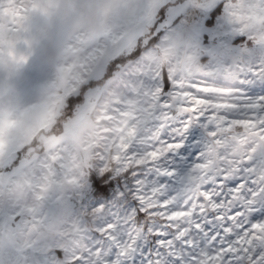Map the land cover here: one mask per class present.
<instances>
[{
    "label": "snow or ice",
    "instance_id": "snow-or-ice-1",
    "mask_svg": "<svg viewBox=\"0 0 264 264\" xmlns=\"http://www.w3.org/2000/svg\"><path fill=\"white\" fill-rule=\"evenodd\" d=\"M67 7L81 21L94 16L98 29L129 17L134 26L121 23L89 50L71 90L39 107L24 130L75 117L60 136L78 147L48 157L51 179L40 190L69 185L65 208L79 219L66 243L44 250L45 264H264V0ZM38 11L27 0L17 20ZM17 45L9 41L10 59L0 63L8 77L0 85V155L28 111L13 99L29 59L17 56ZM26 213L36 225L50 219Z\"/></svg>",
    "mask_w": 264,
    "mask_h": 264
},
{
    "label": "rangeland",
    "instance_id": "rangeland-1",
    "mask_svg": "<svg viewBox=\"0 0 264 264\" xmlns=\"http://www.w3.org/2000/svg\"><path fill=\"white\" fill-rule=\"evenodd\" d=\"M26 2L2 0L0 3V63L10 59L7 45L11 40L18 41L17 56L29 57L14 81L16 91L13 96L19 108L28 111L17 117L19 123L9 130L8 142L0 155V222L6 225L0 232V264H45L44 250L67 242V233L79 219L65 208L71 188L67 184L59 188L52 184L42 192L40 186L46 185V176L51 179L49 169L43 167L50 163L48 157L78 147L66 136H60L61 126L66 132L75 117L70 120L58 115L49 127L32 135H25L24 130L39 107L54 104L71 90L89 50L102 46L121 23H126L129 28L134 26L129 17L124 22L113 19L106 28L98 29L94 16L81 21L76 11L67 7L68 0H35L41 11L29 12L26 19L18 21L16 13ZM45 11L48 15L43 14ZM7 83V71H0V85L6 89ZM98 112L99 108L89 110L92 122ZM55 124H60L55 128L57 132L47 133ZM53 136L56 137L55 144L51 143ZM17 159L18 163L13 166ZM67 163L69 167L77 163L74 152ZM6 165L12 166L11 172L5 171ZM53 169L59 171L55 166ZM29 208L37 215H48L49 221L36 225L34 216L26 213ZM13 215H17L18 223L11 221Z\"/></svg>",
    "mask_w": 264,
    "mask_h": 264
},
{
    "label": "trees",
    "instance_id": "trees-1",
    "mask_svg": "<svg viewBox=\"0 0 264 264\" xmlns=\"http://www.w3.org/2000/svg\"><path fill=\"white\" fill-rule=\"evenodd\" d=\"M58 125H60V124H55L54 127L52 128V130H51L50 132H47V133H56L57 131H56L55 128H56ZM41 132H44V131H41ZM25 149H26V148H25ZM25 149H23L22 151H25ZM22 151L19 152V156H20V154L22 153ZM18 161H19V159H17V160L15 161V163L13 164V166L16 165V164L18 163Z\"/></svg>",
    "mask_w": 264,
    "mask_h": 264
}]
</instances>
